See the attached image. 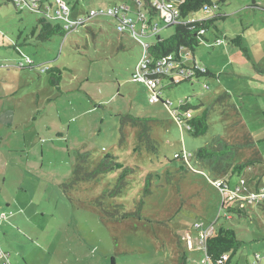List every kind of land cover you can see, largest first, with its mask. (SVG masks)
<instances>
[{"label": "rangeland", "instance_id": "1", "mask_svg": "<svg viewBox=\"0 0 264 264\" xmlns=\"http://www.w3.org/2000/svg\"><path fill=\"white\" fill-rule=\"evenodd\" d=\"M12 1L0 0V96L8 97H0V264H208L201 240L211 228L237 233L233 264L264 256V207L249 200L264 190V0H225L188 18L225 17L190 55L211 75L164 88L160 99L171 106L150 103L151 91L132 80L144 44L156 38L137 42L100 14L92 31L41 41L32 35L41 14ZM41 1L53 25L67 24L53 0ZM66 1L75 22L123 4L136 19L145 0ZM142 11L161 39L175 34ZM237 37L242 47L231 43ZM43 67L61 71L59 88ZM182 102L200 106L192 116L208 110L206 135L193 136L173 115ZM127 116L148 121V138ZM219 141L240 145L234 164L260 162L217 176L195 155ZM107 157L122 168L93 177ZM220 181L230 186L226 195L248 200L246 214L223 209Z\"/></svg>", "mask_w": 264, "mask_h": 264}, {"label": "trees", "instance_id": "2", "mask_svg": "<svg viewBox=\"0 0 264 264\" xmlns=\"http://www.w3.org/2000/svg\"><path fill=\"white\" fill-rule=\"evenodd\" d=\"M184 2L180 6L181 16L183 18H189L192 14L203 10L205 7L215 9L219 7V3H225V0H183ZM14 3V1H12ZM43 4V2H42ZM15 5V4H14ZM52 5V4H51ZM16 6V5H15ZM17 7V6H16ZM36 13V12H35ZM38 19V24L33 30L32 35H37V38L41 41H49L54 36L66 37L69 34L68 31L64 29L61 24L53 25L52 22L47 18L45 13H41ZM223 15H217L210 19L199 20L196 23L187 26H177L175 34L168 39H157V42L153 45L147 47L148 54L154 59H161L169 55H175L178 59L181 55L186 53H194L196 49L201 45L202 42L206 41V34L212 28L216 27V23L219 20H224ZM89 31H92L91 27L85 26ZM126 36V34H123ZM231 43L242 47V38L237 37L231 40ZM246 53L247 51L243 49ZM197 65V62L187 60L184 66ZM205 72L198 70L197 78L199 79L206 75H211L207 69ZM264 74V69L261 71ZM47 73H51L50 83L55 87H60V81L62 80L61 71L57 68L49 69ZM195 79V80H196ZM194 80H186L181 82H193ZM179 85V84H177ZM175 86L170 85L168 87ZM167 87V88H168ZM162 104H166L162 100L159 101ZM199 107H194L189 102H184L180 104L178 109L184 112L199 109ZM124 122L131 123L133 126H141L140 139L148 138L150 128L148 126V121L145 119L135 118L132 116H127L123 119ZM185 128L195 137L204 136L209 130V112L204 111L199 116H192L188 120H183ZM240 149V145H230L227 142L219 141L216 146L204 147L196 152L195 159L197 162H201L207 167H210L213 172L219 177H225L228 174H239L241 175L245 169H248L260 160H251L242 164H234V160ZM181 156L177 154L176 158L179 159ZM79 165V164H78ZM122 168L119 164L114 163L113 159L107 157L105 160L101 161L94 171L93 177H97L100 174L107 173L111 170ZM77 174L81 172L80 166H77ZM129 173L128 168L125 170L122 178L123 180ZM228 201V202H227ZM248 200H243L241 198L225 199L223 202V209L229 204V210L238 212L239 215L246 214L244 212V203ZM255 203L264 207V199H259ZM132 215L140 216L138 213H133ZM242 242L238 239L237 233L231 229L220 228L215 230L214 234L208 238L206 242V256L212 264H233V257L236 255L238 250L241 248Z\"/></svg>", "mask_w": 264, "mask_h": 264}, {"label": "built area", "instance_id": "3", "mask_svg": "<svg viewBox=\"0 0 264 264\" xmlns=\"http://www.w3.org/2000/svg\"><path fill=\"white\" fill-rule=\"evenodd\" d=\"M14 4L21 10L29 9L32 12L40 13L42 11V1L41 0H13ZM56 7V19H63L67 22L64 27L69 33L75 31L78 28L85 27L89 25L94 17L97 15L103 14L110 17H114L119 21L117 26V32L120 34L129 33L134 40H142L141 38L153 37L158 39L160 37L161 30L159 25L156 24L152 18H147L142 11L143 7L150 9L152 15L160 16L163 24L166 28L177 27V26H187L193 23H196L199 20L188 18H183L181 16L180 6L184 2L183 0H145L139 2V10L136 13V19H133L130 16L131 8L128 5L116 6L112 9H109L107 13L100 11H92L91 14L84 19H78L75 22L69 21V15L71 13V8L66 0H53ZM203 10L209 12L212 9L205 7ZM47 18L52 21L53 17L49 14H46ZM137 24L141 26L140 32L136 30ZM147 30L149 32L147 33ZM150 44H144V51L142 58L135 69L132 80L136 83L145 85L150 91V103H157L161 99L162 90L167 88L170 85H177L186 80H195L197 78V72H205V68L197 63V65L184 66L185 61L190 60L191 53H186L181 55V58L178 59L175 55H169L161 59H154L147 52V47ZM49 71L48 67H43L41 69L42 73H47ZM184 104V102L180 103ZM166 106H171L172 104L166 103ZM173 115L178 118L181 122L183 120H188L192 117L191 111L184 112L180 116L179 109L173 110ZM242 184L245 185V181H242ZM218 187L222 191L225 197L228 199L239 198L237 193H227L231 192L229 184L226 181L218 182ZM239 191H241L239 189ZM259 199H264V190L259 191L254 195H250L249 200L255 202ZM201 227V226H199ZM214 234L213 228L208 229L202 233L201 245L203 249H206V242L209 237ZM6 256L5 254H2ZM208 259V258H207ZM3 264H9V260ZM208 264H212L208 260ZM252 264H264V256H256L255 262Z\"/></svg>", "mask_w": 264, "mask_h": 264}, {"label": "crops", "instance_id": "4", "mask_svg": "<svg viewBox=\"0 0 264 264\" xmlns=\"http://www.w3.org/2000/svg\"><path fill=\"white\" fill-rule=\"evenodd\" d=\"M10 1H11V0H7L8 3H10ZM0 6H1V4H0ZM42 6H43V4H42ZM48 7H49L50 9L53 8V6H52L51 4H49ZM4 39H6V38L3 37V40H4ZM3 40H1V42H2ZM13 40H14V38H13ZM10 42H11V39H10ZM1 46H4V42L1 43ZM16 47L19 48L18 46H16ZM7 66H9V68L12 67V66L9 65L8 63H7ZM2 80L8 81L9 79H7V78H5V77H2ZM0 83H1V82H0ZM0 85H1V84H0ZM6 88H8V87H6ZM0 97L3 98L2 101H6L7 98H8L7 95H5V96H0ZM4 110H5V109L1 110V112H0V117H1V118L4 117V116H3V114H4V112H5ZM4 126H8V124H7V125L4 124ZM229 187H230V186H229Z\"/></svg>", "mask_w": 264, "mask_h": 264}]
</instances>
